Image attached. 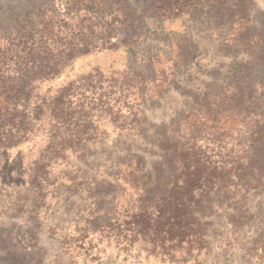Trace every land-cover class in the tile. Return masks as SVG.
Segmentation results:
<instances>
[{
  "label": "rangeland",
  "instance_id": "1",
  "mask_svg": "<svg viewBox=\"0 0 264 264\" xmlns=\"http://www.w3.org/2000/svg\"><path fill=\"white\" fill-rule=\"evenodd\" d=\"M41 1L0 0L2 33ZM128 1L137 8L132 37L78 57L42 86L53 93L101 77L115 93L111 114L95 113L90 126L98 138L56 160L50 134L39 129L0 153V264H264L263 184L238 198L213 193L211 211L196 213L202 226L172 237L166 227L133 223L141 190L117 173L132 156L152 171L165 155L161 141L193 132L196 119L197 145L212 160L228 167L255 160L264 124V0ZM237 91L241 103L206 98Z\"/></svg>",
  "mask_w": 264,
  "mask_h": 264
},
{
  "label": "trees",
  "instance_id": "2",
  "mask_svg": "<svg viewBox=\"0 0 264 264\" xmlns=\"http://www.w3.org/2000/svg\"><path fill=\"white\" fill-rule=\"evenodd\" d=\"M136 10L128 0H42L23 17L15 18L11 32L0 30V153L39 129L50 134L48 147L56 160H64L67 151L81 153L82 146L98 138L90 126L95 113L111 114L107 99L115 93L104 89L101 77L72 80L53 93L49 89L43 92L42 86L60 77L78 57L132 37ZM1 41L7 46L2 47ZM137 78L149 80L141 73ZM209 97L216 102L243 100L240 91ZM198 125L199 119L193 120V132L179 130L161 141L165 155L152 171H143V158L136 156L118 164L120 178L141 190L139 200L144 207L132 215L136 226L152 222L169 229L172 237L173 233L180 236L187 227L197 230L202 226L196 213L211 211L213 193L238 198L248 187L264 185V124L256 132L255 160L247 167H228L212 160L208 150L197 145L200 139L194 132ZM196 232L191 236L199 238Z\"/></svg>",
  "mask_w": 264,
  "mask_h": 264
}]
</instances>
